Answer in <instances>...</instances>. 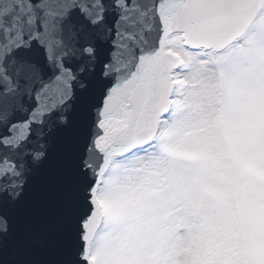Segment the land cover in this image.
<instances>
[{
    "label": "snow or ice",
    "instance_id": "obj_1",
    "mask_svg": "<svg viewBox=\"0 0 264 264\" xmlns=\"http://www.w3.org/2000/svg\"><path fill=\"white\" fill-rule=\"evenodd\" d=\"M0 264H264V0H0Z\"/></svg>",
    "mask_w": 264,
    "mask_h": 264
}]
</instances>
